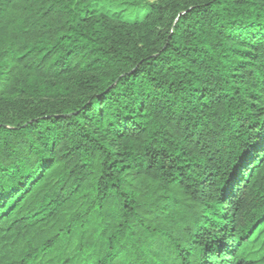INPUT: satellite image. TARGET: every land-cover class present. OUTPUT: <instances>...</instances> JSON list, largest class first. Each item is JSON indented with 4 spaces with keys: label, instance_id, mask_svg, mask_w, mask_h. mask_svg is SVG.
I'll use <instances>...</instances> for the list:
<instances>
[{
    "label": "trees",
    "instance_id": "obj_1",
    "mask_svg": "<svg viewBox=\"0 0 264 264\" xmlns=\"http://www.w3.org/2000/svg\"><path fill=\"white\" fill-rule=\"evenodd\" d=\"M0 264H264V0H0Z\"/></svg>",
    "mask_w": 264,
    "mask_h": 264
},
{
    "label": "rangeland",
    "instance_id": "obj_2",
    "mask_svg": "<svg viewBox=\"0 0 264 264\" xmlns=\"http://www.w3.org/2000/svg\"><path fill=\"white\" fill-rule=\"evenodd\" d=\"M151 1H154V0H151ZM108 4H109V6H111V0H101L102 8L105 9V6H107ZM114 10H115V7H111V11H114ZM126 16L128 18H137V17H139V19H141L143 17L142 14H139V15L133 14L131 10H129V13Z\"/></svg>",
    "mask_w": 264,
    "mask_h": 264
}]
</instances>
